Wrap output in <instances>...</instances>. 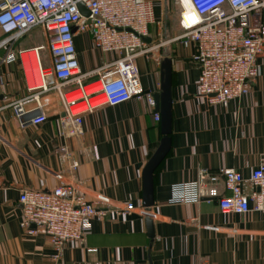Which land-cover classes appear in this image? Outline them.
<instances>
[{
    "label": "crops",
    "instance_id": "crops-1",
    "mask_svg": "<svg viewBox=\"0 0 264 264\" xmlns=\"http://www.w3.org/2000/svg\"><path fill=\"white\" fill-rule=\"evenodd\" d=\"M154 1L159 24L150 27V52L136 60L144 91H161L165 59L172 61L173 74L172 146L154 174L155 237L149 236L141 212L143 170L163 137L156 107L137 99L106 106L85 115L83 133L73 137L63 134L64 111L56 91L40 95L47 102L45 122H33L39 115L35 101L17 117L14 104L37 92L29 91L28 84L39 83L34 49L47 39L43 29L35 28L14 45L16 51L26 50V63L18 59L0 66V264H264V211L223 212L216 200H196L193 186L202 169L233 168L249 179L264 164V55L258 59L261 76L249 95L228 107L210 105L197 93L200 67L191 59L195 47L170 41L180 33L179 19L173 17L169 26L165 0ZM76 48L83 73L115 57L95 48L90 34H78ZM40 57L50 65L47 50ZM98 79L93 74L85 82ZM63 147L79 162L76 171L60 156ZM64 182L78 185L90 200L108 199L109 205H104L105 216L92 219L85 244H66L56 259L44 234L22 229L20 196ZM253 189L247 182L245 190ZM183 195L186 202L179 201ZM126 204L133 206L132 213H115Z\"/></svg>",
    "mask_w": 264,
    "mask_h": 264
},
{
    "label": "built area",
    "instance_id": "built-area-1",
    "mask_svg": "<svg viewBox=\"0 0 264 264\" xmlns=\"http://www.w3.org/2000/svg\"><path fill=\"white\" fill-rule=\"evenodd\" d=\"M194 21L187 23L184 0H177L180 33L170 41L193 45L191 59L200 67L198 96L210 105L228 107L234 100L250 94L261 76L258 59L264 55V0H188ZM84 3L90 15H84ZM154 0H0V66L20 59L26 63V50L16 51L14 45L35 28L45 31L47 42L35 48L39 65V83L28 84V98L14 104L17 117H23L26 104L35 101L39 115L36 124L47 120V102L41 94L56 91L63 106V134L67 137L83 133L87 114L103 110L131 99L146 100L155 106L152 93L143 89L136 60L151 48L144 37L150 27L159 24ZM78 34H90L92 43L102 54H113L111 61L91 73H83L76 48ZM47 50L50 65L43 64L40 52ZM97 74L96 82L85 80ZM28 75L25 71V79ZM4 83L0 73V87ZM156 120L160 115L156 114ZM97 154V148H93ZM60 156L70 161L72 171L79 162L72 151L63 147ZM250 182L254 189L245 190ZM195 199L216 200L223 212L247 214L264 211V164L249 179L233 168L218 171L202 169L195 182ZM223 187L229 192H221ZM180 202H186L184 195ZM20 225L30 235L44 234L59 259L68 243L85 244L95 217L106 215L109 200H90L75 183H62L50 191L24 190ZM130 204L115 208L118 215H129ZM145 209L141 212L145 216Z\"/></svg>",
    "mask_w": 264,
    "mask_h": 264
},
{
    "label": "water",
    "instance_id": "water-1",
    "mask_svg": "<svg viewBox=\"0 0 264 264\" xmlns=\"http://www.w3.org/2000/svg\"><path fill=\"white\" fill-rule=\"evenodd\" d=\"M81 12L88 16L89 10L84 3L79 4ZM150 42V37H144ZM172 61L165 59L162 63L161 91L154 95L156 113L160 114V127L163 137L155 153L143 170V205L149 236L155 237V228L151 208L154 205V174L171 150L172 141Z\"/></svg>",
    "mask_w": 264,
    "mask_h": 264
},
{
    "label": "rangeland",
    "instance_id": "rangeland-1",
    "mask_svg": "<svg viewBox=\"0 0 264 264\" xmlns=\"http://www.w3.org/2000/svg\"><path fill=\"white\" fill-rule=\"evenodd\" d=\"M164 9H165V13L168 14V24L172 23L171 19L173 20V17L176 18L177 20L179 19L181 7L178 4L177 0H165Z\"/></svg>",
    "mask_w": 264,
    "mask_h": 264
},
{
    "label": "bare ground",
    "instance_id": "bare-ground-1",
    "mask_svg": "<svg viewBox=\"0 0 264 264\" xmlns=\"http://www.w3.org/2000/svg\"><path fill=\"white\" fill-rule=\"evenodd\" d=\"M184 6H185V8L187 9V14H186V16L188 15L189 17L192 18L191 20L188 19L187 23L193 22L195 19H194V17L191 16V14H190L191 11H189L190 6H189V1H188V0H184Z\"/></svg>",
    "mask_w": 264,
    "mask_h": 264
}]
</instances>
